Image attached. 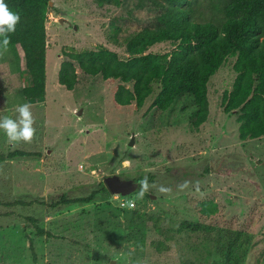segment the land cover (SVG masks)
Instances as JSON below:
<instances>
[{"label": "rangeland", "instance_id": "obj_1", "mask_svg": "<svg viewBox=\"0 0 264 264\" xmlns=\"http://www.w3.org/2000/svg\"><path fill=\"white\" fill-rule=\"evenodd\" d=\"M51 1L45 98L33 103L23 95L30 77L20 47L0 57V119H16L18 106L29 103L36 128L32 143L14 148L0 130V154H35L0 161V264H225L222 250L230 251L232 262L264 264V137L242 140L240 112L226 114L222 106L237 75L236 58L209 80V116L198 128L191 96L182 95L166 111L154 105L161 84L153 85L141 109L116 104L120 81L79 68L76 88L67 91L58 81L64 52L105 47L127 58L126 42L158 12L146 0ZM229 1L198 0L196 20L221 21ZM174 49L162 43L148 53ZM114 175L139 182L147 177L172 193L150 188L141 198L139 188L126 196L134 208L107 194L87 205L53 207L64 195L100 191ZM184 181L190 183L181 191L177 185ZM16 201L31 205L8 206ZM204 202L216 204L213 217L198 212ZM29 217L55 238L37 236ZM184 221L214 232L181 233Z\"/></svg>", "mask_w": 264, "mask_h": 264}, {"label": "trees", "instance_id": "obj_2", "mask_svg": "<svg viewBox=\"0 0 264 264\" xmlns=\"http://www.w3.org/2000/svg\"><path fill=\"white\" fill-rule=\"evenodd\" d=\"M51 0H5L13 12L20 15L16 32L10 34L9 47H20L30 83L23 89L26 100L41 101L46 95L47 20ZM157 10L152 25L134 33L126 42L127 58L101 47L84 52H64L67 58L59 69V84L73 91L79 80V70L88 76H101L104 80H118L115 94L119 106L136 104L141 109L153 94L154 84H161V91L154 105L168 110L182 95L194 99L197 111L195 128L204 124L209 116L208 83L229 57L236 58V78L232 89L225 92L222 106L226 114L240 112V136L242 140L264 137V0H230L222 10L223 18L196 20L198 0H146ZM120 29H117L119 33ZM116 32V30H115ZM116 35L118 36V33ZM117 39V38H116ZM116 43H119L118 39ZM162 43H171L175 49L165 54L148 53L149 49ZM118 46H122L121 43ZM130 85L131 87H127ZM35 154L16 150L7 155L0 154V161ZM209 173V170H208ZM110 195L102 184L98 192L87 197L68 198L62 196L53 205L74 206L95 202L97 195ZM204 204V205H203ZM198 204L202 217H213L217 206L213 202ZM30 206L16 201L8 206ZM37 236L55 238L41 228L38 220L27 218ZM181 233L214 232V227L184 221L179 226ZM27 245L34 253V239L27 235ZM223 251L225 264H243V260L232 262Z\"/></svg>", "mask_w": 264, "mask_h": 264}, {"label": "clouds", "instance_id": "obj_3", "mask_svg": "<svg viewBox=\"0 0 264 264\" xmlns=\"http://www.w3.org/2000/svg\"><path fill=\"white\" fill-rule=\"evenodd\" d=\"M20 22V15L13 12L5 3L0 0V57L9 51L11 43L10 34L16 32V26ZM18 117L16 119L4 117L0 119V130L3 131L12 147H16L20 143L30 144L36 137V128L34 127L35 119L31 112V105L24 103L17 108ZM189 181L177 185L179 190H184L189 186ZM139 196L142 198L150 188H156L161 194H171L172 188L164 185H157L156 182L149 183L147 177L140 181Z\"/></svg>", "mask_w": 264, "mask_h": 264}, {"label": "water", "instance_id": "obj_4", "mask_svg": "<svg viewBox=\"0 0 264 264\" xmlns=\"http://www.w3.org/2000/svg\"><path fill=\"white\" fill-rule=\"evenodd\" d=\"M53 5V2L50 1V7ZM134 137L132 138L130 145H134ZM140 183L134 182L132 180L123 181L118 175L107 177L104 180V186L106 187L110 195H121V196H130L137 189H139Z\"/></svg>", "mask_w": 264, "mask_h": 264}, {"label": "built area", "instance_id": "obj_5", "mask_svg": "<svg viewBox=\"0 0 264 264\" xmlns=\"http://www.w3.org/2000/svg\"><path fill=\"white\" fill-rule=\"evenodd\" d=\"M116 198L120 197L122 198L121 201H120V205L122 207H128L130 205L131 208H134L135 207V203L132 201L130 202L128 199V197H124V196H121V195H115Z\"/></svg>", "mask_w": 264, "mask_h": 264}, {"label": "flooded vegetation", "instance_id": "obj_6", "mask_svg": "<svg viewBox=\"0 0 264 264\" xmlns=\"http://www.w3.org/2000/svg\"><path fill=\"white\" fill-rule=\"evenodd\" d=\"M123 181H128V180H123ZM132 181L140 183V182H139V181H137V180H132Z\"/></svg>", "mask_w": 264, "mask_h": 264}]
</instances>
